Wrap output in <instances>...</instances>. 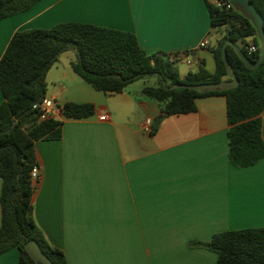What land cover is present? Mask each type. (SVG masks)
Instances as JSON below:
<instances>
[{"label": "crops", "instance_id": "crops-1", "mask_svg": "<svg viewBox=\"0 0 264 264\" xmlns=\"http://www.w3.org/2000/svg\"><path fill=\"white\" fill-rule=\"evenodd\" d=\"M207 4L40 0L0 19V57L15 32L75 22L129 32L147 55H176L179 79L200 61L213 73L210 49L225 29L211 25ZM74 59L64 51L48 69L45 98L59 106L89 103L94 113H58L60 138L34 142L39 180L31 196L35 225L67 264H216L214 252L189 243L264 226V157L242 168L229 163L223 96L197 98L194 112L166 116L150 134L141 124L151 129L162 104L141 90L155 78L104 94L73 73ZM260 118L264 142V109ZM18 256L12 248L0 264H19Z\"/></svg>", "mask_w": 264, "mask_h": 264}, {"label": "trees", "instance_id": "trees-1", "mask_svg": "<svg viewBox=\"0 0 264 264\" xmlns=\"http://www.w3.org/2000/svg\"><path fill=\"white\" fill-rule=\"evenodd\" d=\"M40 0H0V19L27 11ZM262 18L264 0H250ZM213 27L223 26L225 34L210 49L214 71L205 70L202 61L194 73L179 79L173 59L165 55H147L136 37L119 30L89 24L66 22L49 29H27L15 32L0 57V254L16 248L19 264H34L23 248L34 239L53 264H67L61 250L50 246L32 218L33 186L30 171L36 164L34 142L60 138L61 122L39 120V103L45 98L44 77L58 56L73 50L70 63L74 74L94 90L104 94L121 93L130 83L154 77L155 86H145L141 94L162 104L163 115L151 126L153 134L166 116L187 114L196 110L197 98L220 95L225 98L227 121V157L237 168L253 165L264 157L260 114L264 109V58L254 69H247L233 48L226 55L238 81L236 87L199 93L187 88H169L181 83L194 85L220 81L226 73L220 48L225 40L240 43L244 54L255 60L259 43L248 19L234 10L220 11L207 4ZM253 46L248 52L246 47ZM164 83V85H163ZM59 113L64 118H86L94 113L89 103H64ZM190 245L214 252L216 264H264V226L213 234L207 241Z\"/></svg>", "mask_w": 264, "mask_h": 264}, {"label": "water", "instance_id": "water-1", "mask_svg": "<svg viewBox=\"0 0 264 264\" xmlns=\"http://www.w3.org/2000/svg\"><path fill=\"white\" fill-rule=\"evenodd\" d=\"M228 2L232 5L234 11L240 13L243 17L249 20L251 25L255 29L256 37L259 43L258 49L259 54L257 59L252 60L248 58L240 46L236 43H233L229 40H225L220 48V56L223 61L226 69V73L221 76L220 81L212 82V83H201L194 85H186V84H173L169 88H187L190 90L197 91L199 93L217 91V90H228L237 86L238 81L234 75L232 66L230 65L227 55H226V46L230 45L243 65L247 69L256 68L264 58V32L262 29V18L260 14L256 11L253 4L250 0H228ZM164 85V83H163ZM24 250L29 255V257L33 260L34 264H53L46 255L41 251L38 243L34 239L27 240L23 245Z\"/></svg>", "mask_w": 264, "mask_h": 264}, {"label": "built area", "instance_id": "built-area-1", "mask_svg": "<svg viewBox=\"0 0 264 264\" xmlns=\"http://www.w3.org/2000/svg\"><path fill=\"white\" fill-rule=\"evenodd\" d=\"M208 4L215 7L216 9L220 11H228L233 10L232 5L228 2V0H208ZM208 44L207 39H204L200 42L199 47L203 48ZM248 52H253L255 49L253 46L249 45L246 47ZM187 63H189L188 60H186ZM60 110V106L49 98H43L42 101L39 103V120H44L48 118H55ZM141 128L146 131L150 132V124L149 121H145L141 124ZM30 181L31 185L34 186V184L39 180V168L37 163L33 166L30 173Z\"/></svg>", "mask_w": 264, "mask_h": 264}, {"label": "rangeland", "instance_id": "rangeland-1", "mask_svg": "<svg viewBox=\"0 0 264 264\" xmlns=\"http://www.w3.org/2000/svg\"><path fill=\"white\" fill-rule=\"evenodd\" d=\"M238 46H240V43H237ZM68 52L72 53L74 52L73 50H67ZM75 54V53H74ZM153 78L154 77H146V78H142V79H138L132 83H130L126 88L131 91V90H134V87L135 85H153Z\"/></svg>", "mask_w": 264, "mask_h": 264}]
</instances>
